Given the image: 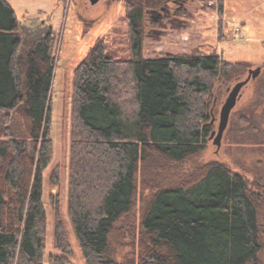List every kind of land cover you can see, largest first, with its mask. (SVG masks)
Instances as JSON below:
<instances>
[{"label":"trees","instance_id":"1","mask_svg":"<svg viewBox=\"0 0 264 264\" xmlns=\"http://www.w3.org/2000/svg\"><path fill=\"white\" fill-rule=\"evenodd\" d=\"M129 0L130 58L99 38L76 67L69 214L87 264H264V183L211 160L182 182L155 174L205 149L208 97L231 68L223 54L144 55L145 9ZM221 12L223 0H220ZM23 28L0 0V264H45L44 171L54 155L50 29L24 52ZM264 103V98H263ZM140 186L154 193L137 230ZM135 241V253L115 251ZM51 264L73 253L61 221Z\"/></svg>","mask_w":264,"mask_h":264},{"label":"rangeland","instance_id":"2","mask_svg":"<svg viewBox=\"0 0 264 264\" xmlns=\"http://www.w3.org/2000/svg\"><path fill=\"white\" fill-rule=\"evenodd\" d=\"M166 0L145 9L144 55L166 53L214 52L232 62L228 72L214 85L208 97L211 132L204 150L189 161L169 166L155 174L162 186L182 182L188 171L211 160L226 162L251 181L264 183V0H188L187 9L178 15L176 24L160 23L154 14L162 11ZM129 0H21L17 14L23 28V51L53 31L56 66L51 93L52 137L54 155L44 171V204L47 212L45 264L53 255L56 225L61 221L67 231L73 253L69 264H87L69 214V188L72 132L75 124L74 81L78 64L99 38H104L109 53L116 58H130ZM42 8V9H41ZM27 10H33L30 14ZM161 14V13H160ZM159 18V17H158ZM262 71L241 90L219 147L211 138L219 128L220 114L229 88L245 79L250 69ZM154 190L140 186L134 217L140 220ZM264 242V241H263ZM135 241L115 251L117 259L135 253ZM261 259L264 263V249Z\"/></svg>","mask_w":264,"mask_h":264},{"label":"water","instance_id":"3","mask_svg":"<svg viewBox=\"0 0 264 264\" xmlns=\"http://www.w3.org/2000/svg\"><path fill=\"white\" fill-rule=\"evenodd\" d=\"M91 3H97L100 0H89ZM262 71V67L259 66L255 69H250L248 76L238 81L233 87L229 88V95L223 104L221 114H220V123L219 128L217 130H213L211 134V138H214V143L217 144L219 147L222 144V138L224 132L228 126L229 119L233 108L236 106L237 101L241 95L242 88L252 79L256 78Z\"/></svg>","mask_w":264,"mask_h":264},{"label":"flooded vegetation","instance_id":"4","mask_svg":"<svg viewBox=\"0 0 264 264\" xmlns=\"http://www.w3.org/2000/svg\"><path fill=\"white\" fill-rule=\"evenodd\" d=\"M188 0H166L161 6L160 10H162L159 15L157 13L154 14V17L157 20H160V23L175 25L178 20V15L183 10L187 9ZM159 17V18H158Z\"/></svg>","mask_w":264,"mask_h":264},{"label":"crops","instance_id":"5","mask_svg":"<svg viewBox=\"0 0 264 264\" xmlns=\"http://www.w3.org/2000/svg\"><path fill=\"white\" fill-rule=\"evenodd\" d=\"M9 1L11 2V4L13 5V7L15 8V10H17L18 3H21V0H9ZM27 12L31 14L33 12V10H27Z\"/></svg>","mask_w":264,"mask_h":264}]
</instances>
